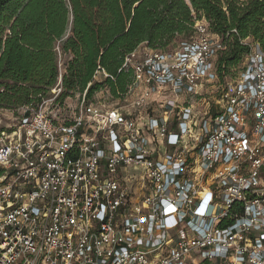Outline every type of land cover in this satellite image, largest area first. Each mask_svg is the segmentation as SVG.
Masks as SVG:
<instances>
[{
  "label": "built area",
  "instance_id": "built-area-1",
  "mask_svg": "<svg viewBox=\"0 0 264 264\" xmlns=\"http://www.w3.org/2000/svg\"><path fill=\"white\" fill-rule=\"evenodd\" d=\"M193 30L124 58L132 110L91 84L61 102V75L0 110V264H264V50L221 81L224 44Z\"/></svg>",
  "mask_w": 264,
  "mask_h": 264
},
{
  "label": "trees",
  "instance_id": "trees-1",
  "mask_svg": "<svg viewBox=\"0 0 264 264\" xmlns=\"http://www.w3.org/2000/svg\"><path fill=\"white\" fill-rule=\"evenodd\" d=\"M201 19L225 46L221 81L235 77L249 51L243 41L264 50V0H0V110L39 102L59 75L61 102L89 84L88 99L103 89L122 99L132 84L124 58L141 46L173 50Z\"/></svg>",
  "mask_w": 264,
  "mask_h": 264
},
{
  "label": "rangeland",
  "instance_id": "rangeland-1",
  "mask_svg": "<svg viewBox=\"0 0 264 264\" xmlns=\"http://www.w3.org/2000/svg\"><path fill=\"white\" fill-rule=\"evenodd\" d=\"M179 42V40L176 41V44ZM175 44V45H176ZM104 79V77L102 75H98L96 77V79H94L95 82H102ZM228 79L224 80L225 82L227 81ZM79 94L75 95V97H73L72 99L68 100V104L71 105L72 107L75 106V104L77 103V97H78ZM217 93L216 92H213L212 94H210L208 92V95H204V98L205 100L207 101L208 104H210V106H212L213 102H214V99H216V96ZM93 99L94 101L98 102H103L105 103L106 105H109L111 107H119L123 110H130L131 109V106H132V102H131V99L130 98H127V97H124L122 99H113L110 94L108 93V90L107 89H103L101 90L100 92L96 93L94 96H93ZM132 110V109H131ZM143 114V112H142ZM214 264V263H212Z\"/></svg>",
  "mask_w": 264,
  "mask_h": 264
}]
</instances>
